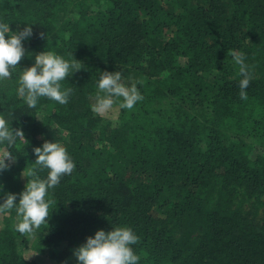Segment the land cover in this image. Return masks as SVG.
<instances>
[{
	"label": "trees",
	"instance_id": "trees-1",
	"mask_svg": "<svg viewBox=\"0 0 264 264\" xmlns=\"http://www.w3.org/2000/svg\"><path fill=\"white\" fill-rule=\"evenodd\" d=\"M0 23L32 28L0 81V116L29 142L17 141L16 162L0 172V202L18 200L44 141L75 164L48 189L50 215L30 245L15 208L0 214V264H76L73 249L116 227L139 237L138 264H264V220L243 212L248 200L264 208V0H3ZM42 51L82 64L60 82L73 89L67 104L41 97L29 108L17 94ZM231 51L249 66L247 100ZM102 71H119L125 86L143 81V99L95 114Z\"/></svg>",
	"mask_w": 264,
	"mask_h": 264
},
{
	"label": "clouds",
	"instance_id": "clouds-1",
	"mask_svg": "<svg viewBox=\"0 0 264 264\" xmlns=\"http://www.w3.org/2000/svg\"><path fill=\"white\" fill-rule=\"evenodd\" d=\"M6 33H11L7 39L5 38ZM31 35L30 26L12 32L8 24L0 23V81L11 78V70L15 69L26 55L22 41ZM40 36L45 39L43 32ZM229 54L239 66V74L242 77L238 85L239 96L242 100H247L245 90L252 79L249 66L244 62L243 53L231 51ZM76 61L79 60L73 57L70 63L52 52L42 51L35 54L34 63L23 68L19 75L18 96L26 102L29 108H35L41 97H46L61 105L67 104L73 89L61 90L60 82L83 68L82 64ZM137 83L142 84L143 81L125 86L119 71H102L97 81L96 94L91 97L94 101L91 110L103 117L108 115L117 103L119 109H133L135 104L143 99L137 89ZM18 140L24 145L29 143L20 128L11 127L9 121L0 116V172L8 170L16 162L12 149ZM33 153L36 157L34 166L24 168L21 172V176L27 180L24 190L19 193L18 200L16 193L9 192L0 202V214L15 208L17 223L14 227L21 235H35L36 230L47 224L50 212L49 202L45 197L48 189L56 187L62 176L70 175L75 169V164L70 159L66 148L59 143L46 140L42 146L34 147ZM37 166L40 170H48L46 178L38 177ZM138 242L139 237L128 227H116L107 232L98 229L93 236L86 237L83 244L73 249V255L76 258V264H138L140 257L130 247ZM36 254L38 252L33 255Z\"/></svg>",
	"mask_w": 264,
	"mask_h": 264
},
{
	"label": "rangeland",
	"instance_id": "rangeland-1",
	"mask_svg": "<svg viewBox=\"0 0 264 264\" xmlns=\"http://www.w3.org/2000/svg\"><path fill=\"white\" fill-rule=\"evenodd\" d=\"M192 1L199 3V0H192ZM2 6H3V0H0V10H1ZM214 75H215L214 71L206 72V73H204V78L206 80H211L214 77ZM113 110H115L114 107H113ZM113 116H115V115H113ZM254 207H256V204H254L252 202V200H248L243 204V212L246 213V216L249 219L253 218L254 222H256V224L259 226L261 224V222L264 220V208L260 207V208L255 209ZM26 238H27L28 243L30 245L34 239V235H26ZM35 253L36 252L33 250H29V249L24 250L25 257L32 255L30 258H34L38 262H42L43 256H39L37 254L33 255Z\"/></svg>",
	"mask_w": 264,
	"mask_h": 264
}]
</instances>
